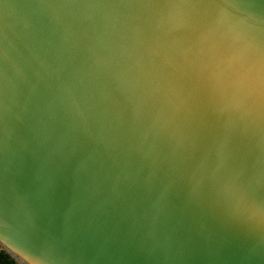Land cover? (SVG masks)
I'll return each mask as SVG.
<instances>
[{
    "label": "water",
    "instance_id": "1",
    "mask_svg": "<svg viewBox=\"0 0 264 264\" xmlns=\"http://www.w3.org/2000/svg\"><path fill=\"white\" fill-rule=\"evenodd\" d=\"M4 237L36 264H264V0H0Z\"/></svg>",
    "mask_w": 264,
    "mask_h": 264
},
{
    "label": "snow or ice",
    "instance_id": "2",
    "mask_svg": "<svg viewBox=\"0 0 264 264\" xmlns=\"http://www.w3.org/2000/svg\"><path fill=\"white\" fill-rule=\"evenodd\" d=\"M13 252L19 257L17 264H36V261L31 259L26 253L19 248L12 249Z\"/></svg>",
    "mask_w": 264,
    "mask_h": 264
},
{
    "label": "clouds",
    "instance_id": "3",
    "mask_svg": "<svg viewBox=\"0 0 264 264\" xmlns=\"http://www.w3.org/2000/svg\"><path fill=\"white\" fill-rule=\"evenodd\" d=\"M0 247H7L8 249L17 248L16 246L13 245V243L7 237L0 238ZM0 264H17V260L0 261Z\"/></svg>",
    "mask_w": 264,
    "mask_h": 264
},
{
    "label": "trees",
    "instance_id": "4",
    "mask_svg": "<svg viewBox=\"0 0 264 264\" xmlns=\"http://www.w3.org/2000/svg\"><path fill=\"white\" fill-rule=\"evenodd\" d=\"M13 260L1 247H0V261Z\"/></svg>",
    "mask_w": 264,
    "mask_h": 264
}]
</instances>
